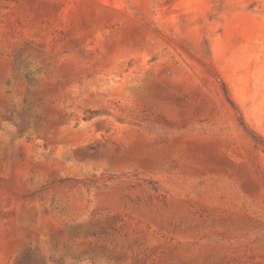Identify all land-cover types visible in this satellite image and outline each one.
Wrapping results in <instances>:
<instances>
[{"label": "rangeland", "instance_id": "rangeland-1", "mask_svg": "<svg viewBox=\"0 0 264 264\" xmlns=\"http://www.w3.org/2000/svg\"><path fill=\"white\" fill-rule=\"evenodd\" d=\"M252 133L264 0H0V264H264Z\"/></svg>", "mask_w": 264, "mask_h": 264}, {"label": "trees", "instance_id": "trees-1", "mask_svg": "<svg viewBox=\"0 0 264 264\" xmlns=\"http://www.w3.org/2000/svg\"><path fill=\"white\" fill-rule=\"evenodd\" d=\"M222 86H223V90H224V93H225V96H226L228 102L232 105V107L234 109H236V105H235L234 101L231 99L229 92L227 90V87H226L224 82H222ZM252 137L254 138V141L256 142L257 147L262 148L264 151V140H262V138H260L259 136L254 135L253 133H252Z\"/></svg>", "mask_w": 264, "mask_h": 264}]
</instances>
